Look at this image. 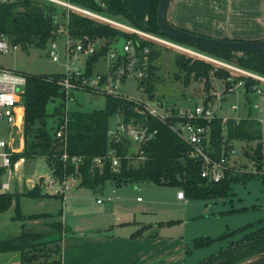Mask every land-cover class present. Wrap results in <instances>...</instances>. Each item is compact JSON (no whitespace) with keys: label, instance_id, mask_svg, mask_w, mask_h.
Masks as SVG:
<instances>
[{"label":"trees","instance_id":"trees-1","mask_svg":"<svg viewBox=\"0 0 264 264\" xmlns=\"http://www.w3.org/2000/svg\"><path fill=\"white\" fill-rule=\"evenodd\" d=\"M69 1L96 12L123 17L141 30L163 35L156 20L160 0L150 1L146 22L136 20L121 0ZM34 5H38L35 0H0V33L5 34L12 44L28 48L35 46L36 43H38L37 46H40L55 38L57 28L52 23L51 16L56 11V7L46 4L39 5L43 9V12L39 14L32 11ZM16 10H22L24 13L18 15L15 13ZM67 27L72 38L87 37L92 39L103 37L110 42L123 36L125 39L132 38L137 50L148 48L144 60L146 62V64L144 63L146 65L144 67L145 75L138 80V87L146 86L145 93L150 97L153 93L152 81L155 78L156 69L151 62L159 54L153 42L76 11H69ZM178 28L190 31L186 28ZM191 32L202 34L195 31ZM165 37L264 75V50L245 52L238 55L235 52L210 50L168 36ZM222 39L228 40L230 38L224 37ZM110 46L111 44L107 43L99 52L87 59V74L92 73L95 64L108 51ZM175 65L178 71L183 72L185 83L189 82L190 77L194 80H203L205 89L210 88L213 77L224 80L228 76H232L234 82L243 77L237 72L200 58H194L192 55L188 57L180 54L176 55ZM21 72L26 78L25 89L22 93L24 146L22 151L11 155V163L20 158L32 160L45 157L55 177L63 180L67 176H72L78 179L79 185L83 187L103 186L106 181L113 182L115 186L150 182L159 186L178 187L183 190L184 196L190 199L226 197L231 193V184L241 180H243L241 182H246L253 178H259L264 182V172L261 171L263 170L261 168L263 156L260 154L262 149V142L260 141L252 151L245 152L246 154L255 152L253 158L259 171L257 174L252 173V171L236 172L233 167H230L225 171L221 181L210 182L200 176L201 161L190 157V145L171 130L168 121L163 122L147 114L140 115L138 109L141 106L137 109L138 104L134 101L102 94L105 98V104L101 109L67 111L63 108L65 94L58 84L63 76L62 72L53 74ZM175 76L178 75L175 74ZM84 90L89 91L88 89ZM249 91H251L250 88L245 89V94L247 95ZM210 98V94L205 96L206 100ZM56 99L61 100L62 103L54 108V112L51 114L54 118V125L48 128L46 106L49 101H55ZM116 114L122 115L125 120L137 116L140 120L147 121L152 129H156L154 137L141 144L139 154L130 153V147L125 143L111 144L109 142L107 137L109 118ZM209 124L211 126L210 144L214 150L211 153L212 156L219 155L223 142L230 143L234 139L249 141L259 138L261 135L258 123L250 117L241 118L238 122L233 118H228L225 141H223L221 119L218 117L213 118ZM59 125H64L61 141L55 137V129ZM111 147L120 156V164L116 170L111 167V162L107 156ZM62 153L67 154L66 160L61 159ZM139 155L143 157L142 160H136ZM72 156L81 157V161L77 164L73 163L71 161ZM95 157H102L100 166L94 163ZM4 173L5 168L0 167V183ZM41 185L42 183H35L31 188L12 192L2 191L0 188V213L5 212L14 202V219L34 220L61 216L62 205L56 212L31 213L28 215L21 212L19 204L21 196L31 198L51 196L59 198L62 203L63 195L43 193ZM251 225L253 223H247L241 226L238 231L245 230ZM50 228L51 230H43L23 227L19 234L0 239V252L19 251L21 255L19 264H61V242L67 228L61 220L54 221ZM219 239H223L222 235L217 237L200 236L192 241V246L196 248L208 245ZM189 251L190 248L186 250V253ZM261 252H264L263 224L248 235L230 242L223 249H219L217 253H212L194 264H237Z\"/></svg>","mask_w":264,"mask_h":264},{"label":"rangeland","instance_id":"rangeland-1","mask_svg":"<svg viewBox=\"0 0 264 264\" xmlns=\"http://www.w3.org/2000/svg\"><path fill=\"white\" fill-rule=\"evenodd\" d=\"M35 1L38 5L46 4L50 6L52 4L46 0ZM55 7L60 15L58 19L61 22L64 20V15L67 14L66 9L58 5ZM262 15L264 16V11ZM169 19L172 21L171 17ZM224 24H229L226 27L229 26L230 28L243 26L236 22H224ZM263 35L262 32L258 33V36ZM163 38L185 49L189 47L165 36ZM53 40L57 42L58 61H53L49 56L48 51L51 40H48L40 46L35 45L28 48L19 46L17 50L9 53H0V66L32 73L53 74L63 72L66 62L64 54L65 38L62 35H55ZM146 40L153 42L154 47L159 52L158 56L151 62L156 67L155 78L152 81L155 97H148V94L145 93L146 86L138 87V79L134 76L129 77L122 84L120 87L122 93L136 99H146L160 113H164L166 109L170 108H182L192 106L195 103L201 104L205 96L210 94L212 99L208 103L211 105L212 110L229 118L250 117L258 123L259 129L264 133V124L260 122V119L264 120V95H257L252 91H249L246 95L241 87H238L234 92H224V83L217 77L212 78L209 89H205L203 80H194L192 77L189 78L188 83H185L183 72L178 71L176 68L175 56L180 54L188 57L190 54L176 47L160 44L150 39ZM237 54L240 55V53ZM82 63L83 60L71 61L69 67L82 65ZM144 63L146 64L145 61ZM102 64H104V61L100 60L98 68ZM175 74L178 76L176 77ZM71 94L73 98L66 101L67 111H90L104 107L105 98L102 94L85 90L72 91ZM214 98L217 99L216 103L211 102ZM159 102L161 105H158ZM60 103L62 101L58 99L47 103L48 116L46 123L48 128L54 125V118L51 114ZM255 104L258 105L257 108H254ZM231 105H236L237 109H230ZM116 122V116L110 117L109 129H114ZM16 132L19 131L14 130L12 132L14 135L11 143L12 147L17 148V151L20 152V150L22 151V142H20L21 138ZM8 134L6 124L0 121V137L8 139L10 137V135L8 137ZM236 140H242L240 143H244V145L236 143L238 151L231 161L233 169L236 172L252 171L255 174L259 172L253 158L255 152L250 154L245 152L252 151L260 141L262 142L260 154L263 156L261 166L263 170L261 171L264 172V136L262 138V132L259 138L256 139L249 141L246 139ZM15 162H17V168L15 166L11 168V176L20 175V177L15 176L10 180V185H15L14 187L17 188L15 191H18V189L23 191L24 188H27L26 177L30 178L32 182L37 180L35 183H38L41 176L52 178L51 169L45 157L32 160L18 159ZM241 181L231 184V193L226 197L215 199L186 198L182 202L176 201V192L180 188L174 186H159L150 182H138L116 187L113 182L106 181L103 186L87 188L80 186L77 181H72L70 187L64 193L62 203L60 199L55 197L47 200L46 204L37 203L31 206L29 202H24L23 209L27 212H35V214L43 210L56 212L62 205L61 216L34 219L42 223L43 225L40 228L45 230H51L50 225L54 221H62L63 219L64 225L67 224L74 229L77 236L81 234L89 237L100 234V237H109V239L113 237L124 239L126 237L128 240L116 242V245L119 244L116 249L117 252L111 253L106 258L109 263L113 262L112 254H115L117 261L114 264H127L129 263L127 257H118L128 249H132V252L138 249L139 246L144 249L143 247L147 244L148 259L146 264H194L212 253H217L219 249H223L230 242L248 235L260 225H264V182L259 178H253L246 182ZM58 188L59 184L56 181L48 185L42 183L41 191L43 189V192L53 194ZM137 197L140 198L139 201ZM23 221H26L27 224L31 222L27 219ZM128 221L130 223L123 224V222ZM247 223H253V225L245 230L238 231L241 226ZM109 227L110 229L112 227V230H104ZM100 228L102 230L98 233L96 230ZM220 235L223 239L196 248L192 246V241L200 236L217 237ZM130 237H143V241H130ZM91 243L92 240L84 241V247L79 249L78 260H74L77 264L89 263L87 255L91 257L92 252L96 251ZM108 244L107 242L99 243L98 250L106 245L108 246ZM189 248L190 251L186 253ZM109 251L111 249L104 250L99 257ZM126 254H129V252Z\"/></svg>","mask_w":264,"mask_h":264},{"label":"built area","instance_id":"built-area-1","mask_svg":"<svg viewBox=\"0 0 264 264\" xmlns=\"http://www.w3.org/2000/svg\"><path fill=\"white\" fill-rule=\"evenodd\" d=\"M51 5L60 6L66 9L67 14L64 15V20L61 22L58 19L60 16L57 10L53 12L51 18L52 23L55 25L56 35H62L65 38L64 54L66 62L64 64V71L62 78L58 81L61 90L64 91L65 99L63 108L66 110V101L72 99V91L88 89L89 92L95 94H109L125 98L134 101L138 104L137 109L140 115H150L160 121H168L169 127L172 131L177 133L186 143L190 145L189 155L190 157L197 158L201 161L202 167L200 170V176L210 182H219L223 179L225 171L232 167V158L237 154L238 140L234 139L230 143L223 142L218 156H212L214 151L210 144L211 126L209 122L213 118H220L222 125L223 141L226 136V124L229 117L219 115L215 110L211 109V105L208 103L210 99H205L201 104H193L192 106H186L182 108H170L166 109L164 113H160L156 108L151 106L146 99H136L124 94L120 91L122 84L131 76H134L138 80L145 75L144 72V60L145 53L148 48L137 50L132 38L125 39L123 46L124 55H120L116 49L109 47L108 51L103 54L99 61L95 64L92 73H86L87 59L99 52L107 43L113 44L117 40L108 41L105 38L97 37L88 39L84 38H72L68 33V14L70 10L76 11L85 16L102 21L106 24L113 25L121 30L127 31L138 35L141 38L150 39L160 44H166L171 47H176L188 52L194 58H200L205 61L222 66L230 71L237 72L243 77L237 81H233L232 76H228L222 80L224 83V92H234L238 87H241L245 91L246 81L250 82L248 88L257 95H264V75L237 66L236 64L226 62L217 57L209 55L203 51L194 48H184L176 43L160 37L161 35L155 33H149L148 31L141 30L125 18L110 16L105 13L96 12L90 8L80 6L70 2L69 0H46ZM103 6V4H102ZM19 45L12 44L7 36L0 33V53L6 54L11 51L17 50ZM57 42L51 40L49 48V56L53 61H58V55L56 52ZM138 51L144 53L142 63L139 62ZM83 60L82 65L69 67L71 61ZM104 61L101 68L95 69L96 65ZM26 85V78L21 70L14 68L0 66V121L6 124V128L9 131L8 137H0V167L5 168L6 181L1 183V190H9L11 179V168L15 166L17 168V162L11 163V155L18 152L17 148L12 147V137L14 130L18 136H20V142H22V149L24 146V133H23V119H24V105L22 102V93L24 92ZM86 91V90H85ZM217 99H213L211 102L216 103ZM158 105H161L159 102ZM236 105H231L230 109H237ZM258 105L255 104L254 108ZM220 108V107H219ZM117 117V122L114 129H108L107 137L111 144L125 143L130 147V153L139 154L140 146L142 143L152 139L156 133V129H152L147 121L140 120L137 116H132L128 120L120 114L114 115ZM236 122L239 121V117H233ZM260 122L264 124V120L260 119ZM63 126H56L55 137L60 141L63 138ZM262 138L264 136L263 131ZM19 139V137H18ZM21 146V145H20ZM21 151V150H20ZM111 167L116 170L120 164V156L116 154L114 148H110L108 151ZM67 154L62 153L61 159L66 160ZM23 160V158H20ZM141 155L136 157V160H142ZM71 161L75 164L81 161V157L72 156ZM94 163L97 166L102 164V157H95ZM52 173V171H51ZM73 180L72 176H67L63 180H59L52 174V178L43 177L41 183L51 184L56 181L59 184V188L55 190L53 194H61L63 198L65 191L70 187ZM177 198H184L182 189L176 192ZM140 199V198H138Z\"/></svg>","mask_w":264,"mask_h":264},{"label":"crops","instance_id":"crops-1","mask_svg":"<svg viewBox=\"0 0 264 264\" xmlns=\"http://www.w3.org/2000/svg\"><path fill=\"white\" fill-rule=\"evenodd\" d=\"M121 1L136 20L140 22H146L147 11L151 0H121ZM263 11H264V0H171V4L168 11V18L171 17L172 20L171 23L174 24L175 26L186 28L190 31H195V32L201 31L203 34L215 38L226 37L235 40H256L259 37H261L259 39H264V35L258 36L259 32H262V34H264V20H263L264 16L262 15ZM224 22H228V23L236 22L237 24L243 26L237 28H230L229 26L226 27L229 24H224ZM95 69L96 70L99 69L98 65H96ZM241 141L242 140H238V144L244 145V143L242 144L240 143ZM15 176L16 175H14V177ZM14 177L11 176V179ZM16 177H20V175L17 174ZM6 179L7 178L4 173V175L1 177V183L3 181H6ZM72 181H77L79 183L78 179L76 178H73ZM35 182H32L30 178L26 177L27 188L33 187ZM14 186L9 185V190L7 191H11V192L15 191V189L17 188ZM116 187H120V186H116ZM18 191H22V190L18 189ZM50 198L52 199L55 197L50 196L47 198H42V197L29 198L27 196H21L19 199L21 212L24 215L35 213V212H27L26 210H24L23 209L24 202L25 203L29 202L31 206L37 203L46 204L47 200H49ZM138 198L139 197H137V200L139 201L140 199ZM185 200H186L185 196L184 198L176 197L177 202H182ZM41 212H55V211L43 210L37 213H41ZM14 214H15L14 202L5 212L0 213V239L8 238L19 234L23 227L36 229V228H40L43 225L42 223H39L38 220H28L29 222L30 221L31 222L27 224L26 221L14 219L13 218ZM126 223H130V221L125 223L123 222V224ZM65 226L67 228V231L69 232L68 234L67 232H65L62 236L63 238L61 242V248H62L61 264H77L74 260H78V253L80 252L79 249L81 247H84L85 240H92L91 245L96 248V251L92 252L91 257L87 255L88 257L87 259L89 261L88 264H114L117 261L116 260L117 257L114 256L115 254L114 255L112 254L113 256L112 263H109L106 258L110 256L111 253L117 252L116 249L119 246V244L116 245L117 241H121V240L125 241V239H127L126 237L124 239H117L115 237L109 239V237L106 238L100 237V234L91 235L89 237L85 235L83 236L81 234L77 236L74 229H72L67 224ZM100 230L102 229L100 228L96 231L100 233ZM104 230H112V227L111 229L109 227ZM129 240L135 242L143 241V237H130ZM102 242H107L109 244L108 246L106 245L105 247H102V249L98 250V244ZM143 248L144 249H142V247L139 246V248L134 250V252H132L133 251L132 249H128L125 252H123L118 258L127 257V259L129 260V263L127 264H146L148 259L147 244ZM92 249L94 248L92 247ZM106 249L108 250L111 249V251L99 257V255L102 254ZM128 252L129 254H126ZM20 259H21V255L19 251L0 252V264H19Z\"/></svg>","mask_w":264,"mask_h":264},{"label":"water","instance_id":"water-1","mask_svg":"<svg viewBox=\"0 0 264 264\" xmlns=\"http://www.w3.org/2000/svg\"><path fill=\"white\" fill-rule=\"evenodd\" d=\"M171 4V0H160L157 12L156 20L160 32L170 38L184 41L188 44L198 47L207 48L210 50L229 51L235 53L256 52L264 50V39L258 40H233L222 39L202 34H197L191 31L183 30L176 27L168 18V11ZM32 11L41 14L43 9L39 5L32 6ZM16 14L21 15L24 12L22 10H16ZM125 44V38L120 36L117 41L111 44V48L116 49L120 55H124L123 46ZM38 43H36V46ZM144 53L138 51L139 62L142 63ZM250 85L249 81L245 83V89H248ZM151 98L155 97V94L150 95ZM43 181V176L39 177L38 183ZM1 188V184H0ZM237 264H264V252H261L250 259L244 260Z\"/></svg>","mask_w":264,"mask_h":264}]
</instances>
